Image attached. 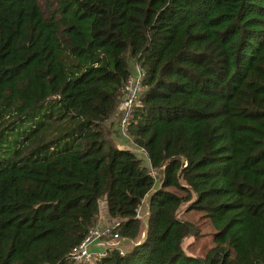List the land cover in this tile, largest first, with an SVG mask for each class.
<instances>
[{"label": "trees", "instance_id": "16d2710c", "mask_svg": "<svg viewBox=\"0 0 264 264\" xmlns=\"http://www.w3.org/2000/svg\"><path fill=\"white\" fill-rule=\"evenodd\" d=\"M44 3L0 0V264H264V0ZM134 64L149 168L102 125ZM100 201L138 242L74 263ZM182 203L213 227L203 256Z\"/></svg>", "mask_w": 264, "mask_h": 264}, {"label": "rangeland", "instance_id": "374dc122", "mask_svg": "<svg viewBox=\"0 0 264 264\" xmlns=\"http://www.w3.org/2000/svg\"><path fill=\"white\" fill-rule=\"evenodd\" d=\"M38 3L42 9L43 14H45L46 10H45L44 0H38ZM109 117L110 118L105 119L104 122L102 121L103 123L102 125L104 129L107 130L108 140L111 141L113 144H115L116 143L115 140L119 139L118 135L115 138V135H116V130L114 128L115 123H117V132L119 136H122V135L118 129V117H115V118L111 116ZM107 123L109 124L108 126H107ZM121 139L124 144L120 143V145L123 146L124 148L133 150L135 155L139 157L140 162L145 167L149 168V162H148V159H147V156L144 150L141 147L134 144L129 137L126 138L122 136ZM150 172L156 178L157 176L160 177V173H161L160 171L150 170ZM157 181H155V185L158 183ZM146 209L147 207H146L145 200H141L140 204L138 205L136 209V215L141 220V224H142L141 230H143V227L145 225L146 212H147ZM176 215L182 220H184L188 226L187 235H185L181 240V248L186 254L203 256L206 250L213 244L212 242L213 227L210 224L209 219L202 212L198 210L186 208L185 203H182L179 206V208L177 209ZM98 216L105 217L103 201L99 202L97 218ZM141 233L139 234L140 236H141ZM134 240L130 241L128 239H125V240H121L119 243H116V244H117V247L120 248L121 251H124L125 249H128L131 244L137 243L136 239Z\"/></svg>", "mask_w": 264, "mask_h": 264}, {"label": "built area", "instance_id": "2783aa9c", "mask_svg": "<svg viewBox=\"0 0 264 264\" xmlns=\"http://www.w3.org/2000/svg\"><path fill=\"white\" fill-rule=\"evenodd\" d=\"M134 65L120 89L121 99L118 104L117 113L115 114L118 117L119 132L126 138H128L127 124L131 116L134 100L141 89L143 77V71L137 64ZM110 224L103 225L96 222L95 225L91 226L76 247L69 252V259L74 263H91L103 256L107 248L117 247L116 243L125 240V238L113 234ZM142 235L143 232L141 233Z\"/></svg>", "mask_w": 264, "mask_h": 264}, {"label": "crops", "instance_id": "0c3cea01", "mask_svg": "<svg viewBox=\"0 0 264 264\" xmlns=\"http://www.w3.org/2000/svg\"><path fill=\"white\" fill-rule=\"evenodd\" d=\"M116 116H113V118H115ZM115 130H116V135H115V138L117 137V135H118V137H119V139L118 140H115L116 141V143H115V145L117 146V147H119V148H124L123 146H121L120 145V143L122 144L123 142H122V136H119V134H118V132H117V123H115ZM124 144V143H123ZM131 150V149H130ZM133 151V150H132ZM100 215H102V214H100ZM110 222H111V220L110 219H107L106 217H99L98 216V218H97V224H103V225H109L110 224Z\"/></svg>", "mask_w": 264, "mask_h": 264}]
</instances>
